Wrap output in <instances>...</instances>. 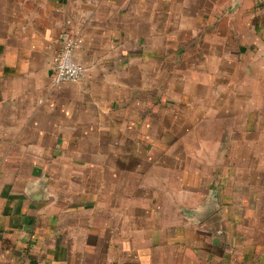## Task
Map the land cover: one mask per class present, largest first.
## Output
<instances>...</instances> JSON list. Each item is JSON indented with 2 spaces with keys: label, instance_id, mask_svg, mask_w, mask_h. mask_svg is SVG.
<instances>
[{
  "label": "crops",
  "instance_id": "obj_1",
  "mask_svg": "<svg viewBox=\"0 0 264 264\" xmlns=\"http://www.w3.org/2000/svg\"><path fill=\"white\" fill-rule=\"evenodd\" d=\"M263 113L264 0H0V264H264Z\"/></svg>",
  "mask_w": 264,
  "mask_h": 264
},
{
  "label": "built area",
  "instance_id": "obj_2",
  "mask_svg": "<svg viewBox=\"0 0 264 264\" xmlns=\"http://www.w3.org/2000/svg\"><path fill=\"white\" fill-rule=\"evenodd\" d=\"M80 30L73 29L62 37V47L52 61L53 85L62 82H78L84 78L85 68L73 60V52L80 46Z\"/></svg>",
  "mask_w": 264,
  "mask_h": 264
},
{
  "label": "rangeland",
  "instance_id": "obj_3",
  "mask_svg": "<svg viewBox=\"0 0 264 264\" xmlns=\"http://www.w3.org/2000/svg\"><path fill=\"white\" fill-rule=\"evenodd\" d=\"M172 68H173V65L171 64L170 69H172ZM230 81L233 82V81H236V80L232 79ZM238 81H240V86L239 87H241V89L243 90L242 93H244V94L235 95L234 96L235 97L234 103H237L236 101H238V100L240 102H244L245 103L247 100H249V97H253V99H254L256 96H254V95L250 96V95L252 93V89L254 88L255 84L252 86L251 82L247 81V80H245V81L244 80H238ZM231 85H232V83H229L228 86L230 87ZM229 96H233V95L223 96L222 97L223 101L227 102V99H228ZM241 98H242V100H241ZM229 102H231V98L229 99ZM240 102L238 104H241ZM211 111H212V114L215 115L214 116V120H223V119L224 120H228V122H230L229 123L230 125H231V122H233V120H234L233 119L234 116H235L234 114H236V112H230V116L222 117V115H221V117H219L218 115L223 114L224 111L219 109V106H217V102H215V100L212 101V110ZM232 114H233V116H232ZM263 117H264V113H263ZM215 124L219 125L220 123H215ZM215 124H214L213 127H211L212 133L213 134H221V131L224 128H222L220 126L218 127ZM230 129H235V127H231ZM209 130H210V128H209ZM208 145H212L213 146V144H208ZM235 146H241V144H234L233 141L225 142L224 144H222V147L224 148L222 151H225V150L227 151L228 150L231 153L232 150L236 149Z\"/></svg>",
  "mask_w": 264,
  "mask_h": 264
},
{
  "label": "water",
  "instance_id": "obj_4",
  "mask_svg": "<svg viewBox=\"0 0 264 264\" xmlns=\"http://www.w3.org/2000/svg\"><path fill=\"white\" fill-rule=\"evenodd\" d=\"M209 214H210V212H205L204 213V217L207 216V215H209Z\"/></svg>",
  "mask_w": 264,
  "mask_h": 264
}]
</instances>
